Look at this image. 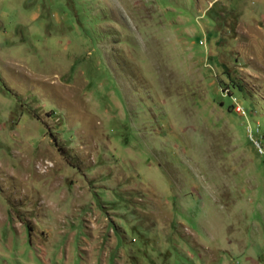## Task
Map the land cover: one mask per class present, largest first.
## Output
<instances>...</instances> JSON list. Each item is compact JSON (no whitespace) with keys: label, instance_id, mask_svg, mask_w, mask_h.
Instances as JSON below:
<instances>
[{"label":"rangeland","instance_id":"obj_1","mask_svg":"<svg viewBox=\"0 0 264 264\" xmlns=\"http://www.w3.org/2000/svg\"><path fill=\"white\" fill-rule=\"evenodd\" d=\"M0 264H264V0H0Z\"/></svg>","mask_w":264,"mask_h":264}]
</instances>
